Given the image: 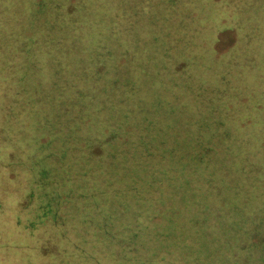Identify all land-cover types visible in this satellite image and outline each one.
Segmentation results:
<instances>
[{
	"label": "trees",
	"instance_id": "16d2710c",
	"mask_svg": "<svg viewBox=\"0 0 264 264\" xmlns=\"http://www.w3.org/2000/svg\"><path fill=\"white\" fill-rule=\"evenodd\" d=\"M0 7L28 28L55 24L40 42L56 59L25 60L26 38L12 62L0 43L15 71L0 123L29 176L21 204L35 227L62 226L92 264H264V0ZM39 76L49 82L25 111L24 83Z\"/></svg>",
	"mask_w": 264,
	"mask_h": 264
},
{
	"label": "rangeland",
	"instance_id": "374dc122",
	"mask_svg": "<svg viewBox=\"0 0 264 264\" xmlns=\"http://www.w3.org/2000/svg\"><path fill=\"white\" fill-rule=\"evenodd\" d=\"M11 7L13 8V6ZM0 11H2L1 7ZM24 18H30L26 11L23 12ZM42 22L44 25L40 26L39 23V26L35 24L33 27L28 28L27 21L19 25L16 18L6 21L4 17H0V43L5 40L6 47L4 48L10 51L9 56L12 57V62L19 60V46L23 44L24 48L27 49L26 38H31L34 41L31 48L28 49V54L30 52L29 57H26L25 60L37 62L41 58L47 59L53 56L56 59L57 52L55 51L51 56L53 51L51 50L49 53L45 45L40 42L43 40L41 30L44 27H49V25L54 27L55 24L48 17ZM73 27L78 26H71V30ZM170 27L167 24L165 25V28ZM218 34L216 48L224 52L234 43L235 34L231 29L220 31ZM137 50L142 52V47L138 46L135 48V51ZM123 60L124 58L121 59V61ZM43 68L46 69L44 66ZM14 73V69L9 68V63L0 60V98L6 99L8 92L4 95V90L8 88L6 83H9V81L5 78L8 77L7 74L14 75ZM41 77H33L30 81L28 79L24 83V89L26 90L23 97L25 111L33 104L31 100H28L27 93L33 91L32 94H36L37 84L43 87L49 82ZM55 83L58 89L62 88L67 83L66 76L62 75L56 78ZM1 105L2 101H0V113H2ZM0 117L2 116L0 115ZM3 122H5V119ZM3 122L0 123V264H92L93 258L86 251L83 241L75 243L64 241V239H68L67 234L62 236L65 228H61L62 226L55 225L50 221L35 227L33 221L27 219L26 211L27 209L31 210L32 206H27L24 210L21 202L24 200L26 191L29 188V176L24 175L19 164L12 162V157L15 156L10 155L11 146H13L10 138L12 134H8L10 127H7L8 129L3 128ZM245 128L252 130L247 122L242 123V129ZM47 223H49L48 226Z\"/></svg>",
	"mask_w": 264,
	"mask_h": 264
}]
</instances>
